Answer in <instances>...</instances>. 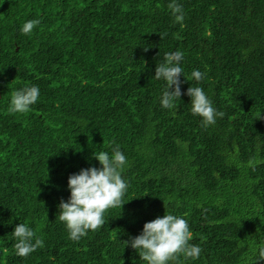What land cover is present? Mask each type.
Instances as JSON below:
<instances>
[{
  "label": "trees",
  "instance_id": "16d2710c",
  "mask_svg": "<svg viewBox=\"0 0 264 264\" xmlns=\"http://www.w3.org/2000/svg\"><path fill=\"white\" fill-rule=\"evenodd\" d=\"M170 3L0 0V264H146L130 240L166 211L202 249L169 264H264V0H176L182 23ZM176 51L182 95L165 109L155 70ZM191 84L225 114L214 125L192 114ZM25 86L37 102L9 112ZM116 146L122 205L73 241L58 218L69 177L102 168L94 153ZM20 223L44 241L26 258L14 249Z\"/></svg>",
  "mask_w": 264,
  "mask_h": 264
},
{
  "label": "clouds",
  "instance_id": "9594fccd",
  "mask_svg": "<svg viewBox=\"0 0 264 264\" xmlns=\"http://www.w3.org/2000/svg\"><path fill=\"white\" fill-rule=\"evenodd\" d=\"M168 7L176 21L182 23L184 20L182 6L177 4L176 0H172ZM40 23L38 19L27 21L22 26V34L30 35ZM144 50L148 51V48ZM182 59V52H169L165 53L164 62L157 64L154 79H163L167 85L161 99L162 107L165 109L176 107L175 101L181 98ZM191 76L198 82L204 79V74L199 70H193ZM39 94L40 90L37 86H25L12 92L9 112L27 113L37 102ZM187 95L191 97V112L194 116L202 118L203 127L214 125L217 116L224 117L223 112H217L212 106L202 87L192 85L188 88ZM94 158L99 161L102 168L83 169L80 173L71 175L68 181L70 199L67 202L61 200L59 205L58 218L66 224L69 238L73 241L85 237L89 230L95 231L102 227L105 211L121 206L128 188L122 178L126 157L119 146L113 148L111 157L108 153L99 151L94 153ZM253 163L258 164L259 161L255 159L249 161L250 166ZM164 206L166 208L165 202ZM12 235L16 240L15 252L20 257L26 258L44 246V241L35 238L34 231L27 224L20 223L15 227ZM191 240L192 232L188 222L166 211L163 217L145 223L142 234L132 238L130 245L146 264H169L170 261H177L180 254H183L185 259L199 258L202 249L190 244ZM124 243L128 246L129 241ZM259 258L264 261V246L259 248Z\"/></svg>",
  "mask_w": 264,
  "mask_h": 264
}]
</instances>
